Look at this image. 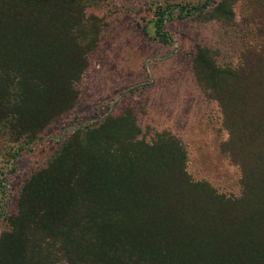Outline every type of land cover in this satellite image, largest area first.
Instances as JSON below:
<instances>
[{"label":"trees","instance_id":"trees-1","mask_svg":"<svg viewBox=\"0 0 264 264\" xmlns=\"http://www.w3.org/2000/svg\"><path fill=\"white\" fill-rule=\"evenodd\" d=\"M103 0H0V129L31 145L77 105L99 29L78 4ZM243 0H203L185 17L237 26ZM244 18L255 44L238 66L198 45L197 85L217 103L221 153L241 172V195L195 182L176 137L142 138L126 109L70 137L19 193L0 236V264H264V0ZM176 6L157 13V37ZM181 14L183 10L181 9Z\"/></svg>","mask_w":264,"mask_h":264},{"label":"rangeland","instance_id":"rangeland-1","mask_svg":"<svg viewBox=\"0 0 264 264\" xmlns=\"http://www.w3.org/2000/svg\"><path fill=\"white\" fill-rule=\"evenodd\" d=\"M203 0H103L78 4L86 25L99 29L88 56L89 66L76 84V107L55 121L31 145H15L0 129V236L25 181L43 169L74 128L93 126L103 118L131 109L152 142L159 133L176 137L188 154L187 170L195 182H207L220 194L241 195V172L221 153L228 135L217 103L197 85L192 59L198 45L219 52L221 65L238 66L243 50L256 39L244 26L255 8L249 0L235 6L237 26L227 28L203 17H185ZM176 6L165 24L169 43L156 34L160 9ZM183 10L181 14L180 10Z\"/></svg>","mask_w":264,"mask_h":264}]
</instances>
